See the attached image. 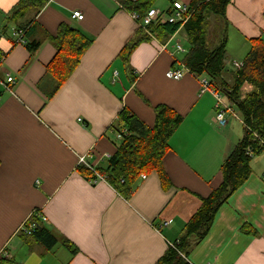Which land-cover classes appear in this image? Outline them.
Wrapping results in <instances>:
<instances>
[{"label":"crops","instance_id":"crops-1","mask_svg":"<svg viewBox=\"0 0 264 264\" xmlns=\"http://www.w3.org/2000/svg\"><path fill=\"white\" fill-rule=\"evenodd\" d=\"M159 1L168 3L158 6ZM172 1L179 0H157L153 8L166 11ZM18 2L0 0L3 75L17 81L13 94L0 85V255L7 252L15 264H155L181 238L201 198L221 184V166L236 145L229 127L236 117H229L226 126L215 123L216 100L210 91L201 93L206 76L187 71L181 80L166 76L183 67L189 49L183 28L166 43L153 38L134 50L129 60L133 81L119 54L141 24L124 8V0H51L36 18L23 20L34 21L31 38L43 41L33 58L25 44H16L15 26L2 34ZM76 11L82 20L72 18ZM226 18L224 78L232 83L234 62L243 63L249 40L264 39V0H233ZM62 23L94 41L70 79L47 101L38 84L57 53L51 37ZM160 105L184 118L164 158L171 189L164 190L153 172L126 200L108 182L92 183L79 173L80 157L88 156L87 163L98 169L116 152L121 141L114 126L123 108L152 128L154 108ZM253 161L249 180L191 250V264H264V178ZM36 211L59 239L50 251L20 236ZM246 224L257 235L243 233Z\"/></svg>","mask_w":264,"mask_h":264},{"label":"trees","instance_id":"trees-1","mask_svg":"<svg viewBox=\"0 0 264 264\" xmlns=\"http://www.w3.org/2000/svg\"><path fill=\"white\" fill-rule=\"evenodd\" d=\"M51 0H19L7 16L2 34L15 26L14 31L22 33V42L33 58L43 45V41L33 40L31 33L34 21L25 23L27 16L36 18ZM157 0H124L123 6L130 13L143 18ZM233 0H191L189 18L185 24H161L153 22L148 26L140 25L136 36L130 40L119 58L127 66L129 77H136L129 65L134 50L143 42L156 39L162 43L169 41L180 29L187 35L189 49L183 58L185 68L197 77L206 76L209 86L221 93L225 100L240 114L243 136L221 166L222 182L205 198L201 206L187 223L181 238L172 244L167 252L155 264H191L188 260L194 246L201 243L209 234L219 210L241 189L251 177L254 157L264 154V39L249 40V50L243 65L233 72V82L228 83L224 74L228 46V21L226 10ZM165 12L172 13L173 5ZM219 28L221 36L215 47L210 41L213 27ZM51 40L57 53L47 65L46 72L38 84L39 90L50 101L66 84L81 63L84 54L93 43V39L71 24L62 23L58 33ZM2 54H0L1 56ZM235 63V62H234ZM156 119L154 127L146 126L128 108L120 112L114 130L121 135L116 152L107 158L104 168L79 165L78 171L88 181L103 177L124 199L129 200L135 193L142 176L157 173L164 190L172 188V182L164 168V158L171 150L170 140L182 125L184 118L174 109L160 105L154 108ZM36 211L26 222L34 225L30 233L20 231V236L28 244L35 243L47 251L59 242L39 217ZM247 235H257L248 224L242 227ZM68 248L72 244L64 242ZM0 264H15L0 255Z\"/></svg>","mask_w":264,"mask_h":264},{"label":"built area","instance_id":"built-area-1","mask_svg":"<svg viewBox=\"0 0 264 264\" xmlns=\"http://www.w3.org/2000/svg\"><path fill=\"white\" fill-rule=\"evenodd\" d=\"M132 16L136 21H138L143 26H148L152 24L153 22H160L161 24H167V23L176 24L178 22H181L185 24L189 18V5L184 2L176 1L173 5L172 13H167L165 11L152 8L151 10L148 11V13L143 18H141V16L136 13H133ZM72 18L77 19V20H82L84 18V15L81 12L76 11V12H73ZM13 35L15 36L18 42H22L21 32L13 31ZM177 50L182 51V52L184 51L181 46H178ZM5 60H6V55L2 54L0 56V85L6 91L13 94L14 93L13 90H14V87L16 86L17 81L13 76H11L8 73L5 76L3 75V65H4ZM234 65L237 69H240L243 64L235 62ZM185 71L189 72L183 65L181 69L169 70L166 76L172 80H181L184 77ZM207 91H210L216 100V117L214 119L216 124H218L219 126H226L228 124L229 117L237 118L235 109L233 107L226 106V104L223 102L224 96L221 93H217L214 90H212L209 86V80L204 79L202 81L201 93L203 94ZM0 105H1V97H0ZM118 138L121 139L122 136L118 135ZM87 157L88 156L80 157L78 163L79 165H86L94 171V168L87 163ZM145 178L146 176L143 175L142 179H145ZM99 181H105V179L99 176L98 180H95L92 183H97ZM39 215H40L39 217L41 218V220L44 223H46L47 219L44 217H41L40 213ZM167 225H169V222L164 224V226H167ZM33 228H34V225H28V226L24 225L22 228V231L26 233H30ZM3 257L10 259V256L7 252L3 254Z\"/></svg>","mask_w":264,"mask_h":264},{"label":"rangeland","instance_id":"rangeland-1","mask_svg":"<svg viewBox=\"0 0 264 264\" xmlns=\"http://www.w3.org/2000/svg\"><path fill=\"white\" fill-rule=\"evenodd\" d=\"M181 1V0H179ZM162 1L158 2V6H164L166 5L168 2L165 1V4H161ZM183 2V1H181ZM221 34H220V30L219 28L217 29L215 26L212 28L211 30V34H210V41L212 42V46L215 47L218 40L220 39ZM188 46V45H187ZM236 49V54L238 53L237 48H233L232 50L235 51ZM238 55V54H237ZM237 117H240V114L237 112ZM231 119V118H230ZM230 130L232 132V135L235 137V143H237L239 141V139L242 138L243 136V125L240 121V119L238 120V118H233L230 120ZM253 167L256 170V173L258 174L259 177L264 178V154L260 155V156H256L254 158L253 161Z\"/></svg>","mask_w":264,"mask_h":264}]
</instances>
